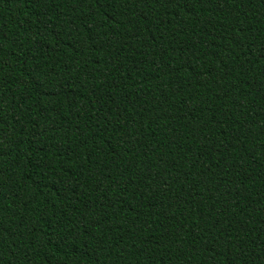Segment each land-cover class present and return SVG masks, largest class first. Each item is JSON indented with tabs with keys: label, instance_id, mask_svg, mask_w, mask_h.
Returning <instances> with one entry per match:
<instances>
[{
	"label": "trees",
	"instance_id": "trees-1",
	"mask_svg": "<svg viewBox=\"0 0 264 264\" xmlns=\"http://www.w3.org/2000/svg\"><path fill=\"white\" fill-rule=\"evenodd\" d=\"M0 264H264V0H0Z\"/></svg>",
	"mask_w": 264,
	"mask_h": 264
}]
</instances>
